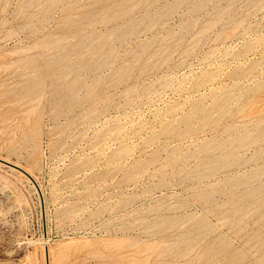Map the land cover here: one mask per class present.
Returning <instances> with one entry per match:
<instances>
[{"label":"rangeland","instance_id":"374dc122","mask_svg":"<svg viewBox=\"0 0 264 264\" xmlns=\"http://www.w3.org/2000/svg\"><path fill=\"white\" fill-rule=\"evenodd\" d=\"M0 158V264H264V0H0Z\"/></svg>","mask_w":264,"mask_h":264},{"label":"bare ground","instance_id":"6f19581e","mask_svg":"<svg viewBox=\"0 0 264 264\" xmlns=\"http://www.w3.org/2000/svg\"><path fill=\"white\" fill-rule=\"evenodd\" d=\"M1 159V158H0ZM3 160V159H2ZM7 162V161H6ZM0 163H2V162H0ZM10 163V162H9ZM2 164H4V163H2ZM11 164H13V163H11ZM5 165V164H4ZM14 166H17V165H15V164H13ZM10 167V166H9ZM17 167H19V166H17ZM10 168H12V169H15V170H17V171H19L18 169H16V168H14V167H10ZM20 168V167H19ZM22 170H23V168H21ZM25 171V170H24ZM26 172V171H25ZM19 173H22L21 171H19ZM27 173V172H26ZM23 174V173H22ZM28 174V173H27ZM24 175V174H23ZM29 176H30V174H29ZM27 177V176H26ZM31 177V176H30ZM28 178V177H27ZM32 178V177H31ZM29 179V178H28ZM33 179V178H32ZM30 180V179H29ZM31 181V180H30ZM34 181V180H33ZM35 182V181H34ZM35 184H36V182H35ZM35 184H32V185H34L35 187H36V189L38 190V192H40L39 191V188H38V186H37V184L35 185ZM40 194V193H39ZM41 197V196H40ZM41 201L43 202L44 200H42V197H41ZM49 250H48V248L46 249L45 248V258H46V264H48V262H47V252H48Z\"/></svg>","mask_w":264,"mask_h":264},{"label":"water","instance_id":"95a60500","mask_svg":"<svg viewBox=\"0 0 264 264\" xmlns=\"http://www.w3.org/2000/svg\"><path fill=\"white\" fill-rule=\"evenodd\" d=\"M0 162L4 163L5 165L7 166H10V167H14L16 169H18L19 171H21L25 176H27L32 182L33 184H35V182L33 181V179L29 176V174H27L24 170H22L21 168L17 167V166H14L13 164L9 163V162H6L5 160H2L0 159ZM36 185V184H35Z\"/></svg>","mask_w":264,"mask_h":264}]
</instances>
